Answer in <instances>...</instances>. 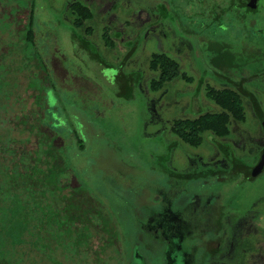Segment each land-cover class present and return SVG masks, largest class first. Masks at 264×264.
Returning <instances> with one entry per match:
<instances>
[{"label":"rangeland","instance_id":"rangeland-1","mask_svg":"<svg viewBox=\"0 0 264 264\" xmlns=\"http://www.w3.org/2000/svg\"><path fill=\"white\" fill-rule=\"evenodd\" d=\"M158 1L165 3L166 0ZM175 1L181 7H186L185 0ZM64 2L65 0H37L34 52L42 57L47 68L45 72L52 90L50 105L60 110V114L57 113L60 119L54 118L52 127L64 137L70 136V119L74 122L81 118L83 122L90 123L100 136L99 140L93 139L87 155L73 158L75 160L72 167L86 189L116 215L119 238L115 244L118 250L113 246L102 247L104 239H100L107 236V233L101 230L103 235H95L88 260L92 264H197L198 252L195 253L192 249L194 239L183 238V233L182 236L172 232L164 234L157 227L154 228L157 234L149 231L153 219L158 220V223L165 219L168 207L172 212L180 213L187 205L191 208L198 198L202 205L208 199L213 203L215 199L225 198L222 188L207 186L205 182L173 185L167 173L162 170L165 167V149L158 132L162 129L163 122L167 121L168 124L179 117L182 111L180 109L188 105L195 87L176 78L167 88L169 93L159 104L158 109L163 114L159 115L155 110L151 112L148 109L146 100L136 90L126 89L120 83H115L114 78L121 72L129 74L132 70H140L149 65L153 50L155 51L156 36H147L146 41H140L137 36H146V29L150 24L146 13L153 10L154 6L147 0H120L116 5L117 10L110 11L107 16L108 19L111 17L112 23L104 21L103 14L93 12L89 51L82 49L76 55L78 42L71 36L70 25L63 24L59 18ZM29 13L30 9H25L18 17L26 23ZM229 14L226 17V28L207 32L211 50L205 53L209 57H226L228 71L237 70L239 73L245 69V63L248 64L245 70L250 74L261 71L264 68V0L260 2L258 14L243 13L246 16L243 24L238 22L239 13ZM224 19L220 21L224 22ZM199 25L202 31L203 28ZM239 27H243L248 36H241ZM118 31L127 39L134 36L136 47H129L116 40L113 36ZM15 36L17 35L9 30L8 23H0V39L3 38L0 48L13 47ZM204 47L205 45L202 48ZM90 54L97 61L93 57L91 59ZM129 54L131 56L128 57ZM178 59L176 61L183 74L194 77L188 68L190 66L183 59ZM173 64L168 62V65ZM123 65H126L125 69ZM147 90L151 95L149 86ZM20 93L24 97L32 94L27 93L24 87ZM26 100L32 102L28 98ZM207 103L209 107H217L212 102ZM246 113V122L236 129L246 131L252 140L249 141L251 144H258L262 139L264 141L259 116L252 108L246 109ZM2 114V119L10 117ZM48 119L52 120V117ZM8 126L2 124L1 128H9ZM12 136L26 138L28 134L19 135L13 131ZM178 159L182 161L181 158ZM114 163L125 168L119 169ZM77 167H81L80 170ZM71 179L73 185L77 184L74 175H71ZM263 192L264 181L260 186L239 187L228 198L230 202L241 198L248 204L253 197Z\"/></svg>","mask_w":264,"mask_h":264},{"label":"flooded vegetation","instance_id":"flooded-vegetation-1","mask_svg":"<svg viewBox=\"0 0 264 264\" xmlns=\"http://www.w3.org/2000/svg\"><path fill=\"white\" fill-rule=\"evenodd\" d=\"M119 1L65 0L59 13L60 22L71 25L70 22L77 19L78 9H89L91 14H103L104 21L111 22V17L108 19L107 16L110 11L117 10ZM147 1L154 6V11L148 10L146 13L150 22L146 36L137 37L140 41H146L147 36H156L155 51L153 50L149 65L140 70H132L129 74H116L115 83L125 87L124 76H128V83L146 100L148 109L151 112L155 110L159 115H163L158 109L159 104L169 93L167 88L176 78L195 87L188 105L180 109L182 111L179 117L168 124L167 121L163 122V127L158 132L165 149V167H162V170L167 173L173 185L205 182L207 186L222 188L225 197L215 199L213 203L208 199L205 205H202L198 198L191 208L187 205L180 213H174L168 207L165 219L160 223L153 219L149 231L157 234L154 230L157 227L164 234L172 232L182 236L183 233V238L194 239L192 249L195 253L198 252L197 264H264V192L253 197L248 204L241 198L233 202L228 198L233 196L239 187L260 186L264 181L263 139L257 142L258 144H251L249 141L252 140L247 132L237 130L238 125L246 122V109L249 108L259 116L264 130V109L261 101L262 94L264 97V68L250 74L245 70L248 65L245 63V69L239 73L237 70L228 71L225 65L228 60L226 57H209L205 53L211 50L207 32L227 27L226 17L230 12L222 9L230 8L231 0H185L186 7H182V17L178 15L179 9L174 6L177 4L175 0H166L165 3L158 0ZM34 2L37 9V0ZM260 2L261 0L257 1V9L251 13H259ZM162 5L165 8H162ZM68 14L73 15V20L71 15L66 18ZM222 18H225L226 22L220 21ZM237 18L241 24L246 19ZM202 19L209 24L203 23ZM199 21L201 22L198 23ZM92 22L93 20H85L79 35L81 38L74 37L76 34L71 29L72 38L78 42L76 55L82 49L89 51L90 45L87 41L90 34L87 29L90 27L92 32ZM198 24L203 28L202 31ZM238 30L242 32L241 36H248L243 27ZM114 35L119 42L132 48L136 47L134 36L127 39L121 31ZM204 45L206 48H202ZM131 54L134 55L133 52ZM92 57L91 55V59ZM178 58L190 66L188 68L194 77L183 74L176 61ZM158 60L160 62L154 67L153 63ZM168 62L174 64L168 65ZM122 67L125 69L126 65ZM101 77L107 80L102 74ZM148 86L151 95L147 90ZM227 91L238 95L242 107L241 120L230 110L231 98L228 97ZM207 102H212L217 107H209ZM225 103L226 107H223L222 104ZM174 163H177V166H174ZM115 165L119 169L124 167ZM115 225L118 228L117 221ZM165 237L167 238V235Z\"/></svg>","mask_w":264,"mask_h":264},{"label":"trees","instance_id":"trees-1","mask_svg":"<svg viewBox=\"0 0 264 264\" xmlns=\"http://www.w3.org/2000/svg\"><path fill=\"white\" fill-rule=\"evenodd\" d=\"M231 2L230 8L222 10L237 12V17L254 10L253 0ZM34 5V0H0V23H8L12 34L17 35L13 47L0 48V128L2 124L9 125L0 129V264H92L89 252L93 250L95 235H103L101 230L107 233L100 239L106 244L102 247L118 250L117 218L86 189L72 163L87 155L93 139L99 140L100 136L81 118L75 123L70 119V136L64 137L52 127L54 118L60 119V110L50 105L52 90L47 68L34 52ZM174 6L182 17V7ZM28 8L27 22L23 23L18 14ZM76 12L77 19L69 27L76 34L74 37L81 38L84 22L93 20V14L87 9ZM166 12L169 15L168 9ZM70 15L73 17L68 14V18ZM87 32L92 33L90 27ZM87 44L91 45V41ZM159 62L155 61L154 67ZM124 77L125 88L133 90L129 77ZM23 87L32 94L24 97L20 93ZM226 93L231 98L230 110L241 120L237 93ZM222 106L226 107V103ZM2 113L10 117L2 119ZM13 131L28 136L17 138L12 136ZM71 175L77 184H72Z\"/></svg>","mask_w":264,"mask_h":264},{"label":"water","instance_id":"water-1","mask_svg":"<svg viewBox=\"0 0 264 264\" xmlns=\"http://www.w3.org/2000/svg\"><path fill=\"white\" fill-rule=\"evenodd\" d=\"M257 1H258V0H253V3H254L253 8H254V9H257Z\"/></svg>","mask_w":264,"mask_h":264}]
</instances>
